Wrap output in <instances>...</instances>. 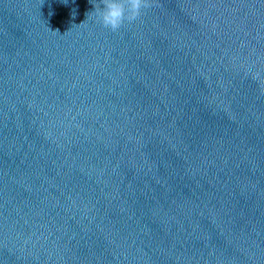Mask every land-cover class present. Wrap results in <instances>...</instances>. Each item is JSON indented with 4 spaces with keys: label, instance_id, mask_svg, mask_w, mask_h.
<instances>
[{
    "label": "water",
    "instance_id": "1",
    "mask_svg": "<svg viewBox=\"0 0 264 264\" xmlns=\"http://www.w3.org/2000/svg\"><path fill=\"white\" fill-rule=\"evenodd\" d=\"M93 3L0 0V264H264V0Z\"/></svg>",
    "mask_w": 264,
    "mask_h": 264
},
{
    "label": "clouds",
    "instance_id": "2",
    "mask_svg": "<svg viewBox=\"0 0 264 264\" xmlns=\"http://www.w3.org/2000/svg\"><path fill=\"white\" fill-rule=\"evenodd\" d=\"M90 3H93L90 0ZM96 23L118 32L126 23L136 22L151 7V0H98L93 3ZM89 13H87V18Z\"/></svg>",
    "mask_w": 264,
    "mask_h": 264
}]
</instances>
